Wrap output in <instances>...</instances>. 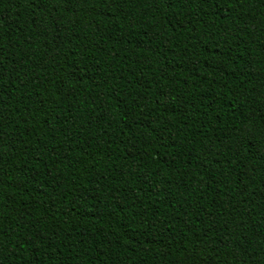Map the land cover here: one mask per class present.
Returning a JSON list of instances; mask_svg holds the SVG:
<instances>
[{
	"label": "trees",
	"instance_id": "trees-1",
	"mask_svg": "<svg viewBox=\"0 0 264 264\" xmlns=\"http://www.w3.org/2000/svg\"><path fill=\"white\" fill-rule=\"evenodd\" d=\"M0 264H264V0H0Z\"/></svg>",
	"mask_w": 264,
	"mask_h": 264
}]
</instances>
